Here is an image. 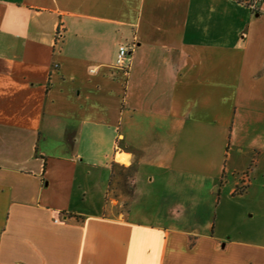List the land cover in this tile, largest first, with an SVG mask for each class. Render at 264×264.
Here are the masks:
<instances>
[{
    "label": "crops",
    "instance_id": "1",
    "mask_svg": "<svg viewBox=\"0 0 264 264\" xmlns=\"http://www.w3.org/2000/svg\"><path fill=\"white\" fill-rule=\"evenodd\" d=\"M0 264H264V3L0 0Z\"/></svg>",
    "mask_w": 264,
    "mask_h": 264
},
{
    "label": "built area",
    "instance_id": "2",
    "mask_svg": "<svg viewBox=\"0 0 264 264\" xmlns=\"http://www.w3.org/2000/svg\"><path fill=\"white\" fill-rule=\"evenodd\" d=\"M254 2L255 3H259V2L264 3V0H254ZM62 37H63V33L61 30H59L57 32V35H56L57 42H59L62 39ZM130 63H131V52H130L129 47L124 46V45L120 46L119 51H118V55H117V59H116V66H117L118 70H120L123 73L128 72ZM242 178H243V181L245 182L247 177L245 175H243ZM243 186L244 185H242L241 187H243Z\"/></svg>",
    "mask_w": 264,
    "mask_h": 264
},
{
    "label": "trees",
    "instance_id": "3",
    "mask_svg": "<svg viewBox=\"0 0 264 264\" xmlns=\"http://www.w3.org/2000/svg\"><path fill=\"white\" fill-rule=\"evenodd\" d=\"M238 2L245 3L252 11L259 12V5L262 3H255L254 0H237Z\"/></svg>",
    "mask_w": 264,
    "mask_h": 264
}]
</instances>
